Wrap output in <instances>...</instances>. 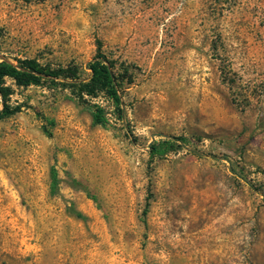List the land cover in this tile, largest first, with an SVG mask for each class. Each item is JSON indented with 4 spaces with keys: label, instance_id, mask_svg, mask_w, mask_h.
Listing matches in <instances>:
<instances>
[{
    "label": "rangeland",
    "instance_id": "obj_1",
    "mask_svg": "<svg viewBox=\"0 0 264 264\" xmlns=\"http://www.w3.org/2000/svg\"><path fill=\"white\" fill-rule=\"evenodd\" d=\"M98 43L123 120L102 94L105 126L67 88L6 79L0 264H264V0H0V61L87 78Z\"/></svg>",
    "mask_w": 264,
    "mask_h": 264
},
{
    "label": "trees",
    "instance_id": "obj_2",
    "mask_svg": "<svg viewBox=\"0 0 264 264\" xmlns=\"http://www.w3.org/2000/svg\"><path fill=\"white\" fill-rule=\"evenodd\" d=\"M100 48V43H98L97 52L85 65V68L89 70L87 78H82L78 66L72 63L51 67L41 64L35 58H16L15 62L8 59L1 60L0 106L2 113L0 118L10 116L21 110L20 105L11 106L8 103L12 89L10 85L6 84V79H11L18 86L48 82L53 86L67 88L79 102L87 105L92 123L105 126L109 120L107 112L101 104L92 101L93 98L102 94L111 102L115 117L123 120L124 107L121 90L125 79L122 71H117L116 61L109 59ZM220 72L223 82L232 86L235 79L231 77L233 74L231 70L221 65ZM177 141L182 144L185 138L176 136L151 142L149 145L150 157L163 156L174 150L175 146H180L176 143ZM51 180V189L53 190L57 185V175L54 168L51 169ZM147 202L146 206H148ZM145 213L146 209L143 210V214Z\"/></svg>",
    "mask_w": 264,
    "mask_h": 264
}]
</instances>
